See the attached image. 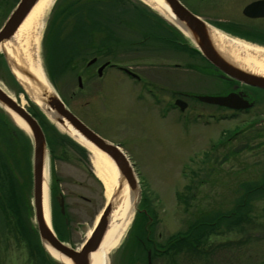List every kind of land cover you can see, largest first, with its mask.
<instances>
[{"label":"rangeland","instance_id":"1","mask_svg":"<svg viewBox=\"0 0 264 264\" xmlns=\"http://www.w3.org/2000/svg\"><path fill=\"white\" fill-rule=\"evenodd\" d=\"M68 1L53 0L41 21L36 54L42 68L45 67L43 71L49 88L87 127L125 151L137 180L136 192L128 188L134 198L131 219L108 253L107 263L146 264L143 246L135 245L136 230L142 225L140 214L146 217L147 223L142 226L147 232L141 231L143 236L138 239L140 244L145 241L144 247L153 250L152 264H258L264 261V108L234 116L224 109L196 103L205 110L204 113L216 110L213 112L216 115L211 118L202 115L193 121L186 113L171 106L176 97L174 91L187 87L197 91L195 83L199 79L190 73L173 71L170 80L167 79V88L172 90H138L139 84L109 67L97 82L92 75L95 67L87 68L85 64L95 46L100 47L101 29L93 32L89 39L91 45L86 47L91 50H87L82 58L74 56L77 48L71 51V59L64 63L66 76L52 70L51 75L44 61V39L47 33L52 34L60 28H63L61 36L65 33L63 30L67 27L62 26L58 12ZM137 2L144 4L141 0H119L120 9L114 13H119L121 21L114 18V24H111L107 22L111 19L108 18L104 23L116 32L120 30L126 39L130 36L125 28L130 25L152 28L158 25L163 38L157 36L156 40L151 38L152 42L139 41L130 47L123 46V49L109 45L113 49H107L99 60L110 59L165 85L163 75L167 69L173 68L174 63L184 66L193 61L186 55V38L162 13L144 4L150 12L177 29L182 39L165 40L170 35L168 26L158 24L152 14L142 13ZM204 7L202 13L207 17L215 12L206 4ZM222 13L217 12L224 16ZM110 42V39L104 41ZM64 51L61 48L59 57L65 58L67 53ZM78 75L83 88L77 87ZM0 86L37 118L46 119L58 134L53 133L57 144L48 143L46 155L50 224L61 241L78 248L109 199L94 175L89 153L36 106L14 73L1 62ZM1 110L12 121L11 130L22 131L28 143L27 157L20 160L19 169L14 167L15 160L8 158L21 193L14 187V192L8 188V182L2 185L8 192L0 191V264H63L38 238L32 200L30 134L18 127L3 107ZM253 117L258 121L252 128H246L245 123ZM18 144L13 139L12 145L19 152ZM178 234L185 236L186 241L192 237L191 241L195 243L182 253L176 250L175 256L168 250L170 263L165 259V243L168 237Z\"/></svg>","mask_w":264,"mask_h":264},{"label":"water","instance_id":"2","mask_svg":"<svg viewBox=\"0 0 264 264\" xmlns=\"http://www.w3.org/2000/svg\"><path fill=\"white\" fill-rule=\"evenodd\" d=\"M37 1L38 0H19L18 4L0 29V42L8 40V38L15 33L23 19ZM161 1L167 7L170 19L174 25L193 43L196 49L209 63L228 77L234 78L246 84L264 88V75H259L240 67L226 51H223V49L217 46L215 33L216 29L214 27L194 15L179 0ZM252 6H248L244 10L247 15L264 16V13L250 14L249 10ZM2 51L5 54L7 63L11 69L12 66H14L17 70H19V72L28 78H31L36 83V87L39 90L35 96H37L45 105L46 111L41 109L44 114L46 115L47 113H50L51 117L49 118L60 126L69 125L86 142L103 152L113 162L119 172L117 187L114 189L113 194L109 197L104 208L99 214L93 229L90 231L81 246L73 248L59 240L53 229L45 221L43 214V168L47 155L45 135L37 120L27 111V109L0 87V106L17 116L27 127L31 137L32 200L37 234L40 242L48 250V252L50 249L55 251L59 255L67 258L71 264H90L89 254L95 251L101 243L103 235L108 227L110 216L115 208V203L118 199L117 195L121 192L123 184H126L131 191L136 192L137 180L133 171V164L131 163L129 156L119 147V145L102 138L100 135L87 127L67 108L65 103L55 91H52L49 86L47 87L42 85L22 66L16 67V65L10 61L9 56L3 47ZM105 64L99 67V71H101ZM126 71L131 73L127 69ZM12 73H14L13 70ZM17 81L21 85L18 79ZM233 97L234 95L231 93L227 96L202 95L199 99L204 102L232 108H241L246 106V104L241 101L231 102L236 100H233ZM181 103L182 101L179 99L175 101V104L178 105L180 109H183L180 105ZM147 263L151 264L149 255ZM260 264H264V262Z\"/></svg>","mask_w":264,"mask_h":264},{"label":"flooded vegetation","instance_id":"3","mask_svg":"<svg viewBox=\"0 0 264 264\" xmlns=\"http://www.w3.org/2000/svg\"><path fill=\"white\" fill-rule=\"evenodd\" d=\"M18 1L19 0H0V29L2 28L5 21L7 20V18L9 17L15 6L17 5ZM179 1L194 15L198 16L204 22L214 27L215 29L219 30L220 32H223L232 37H237L241 40H244L245 42H249L256 46L264 47V16L247 15V13L244 12V10L248 6L253 5L249 10L250 14L264 13V0H179ZM205 4L211 7L213 11H215L210 15V17H207L204 15L205 13H202L205 12L204 11ZM218 11L225 13L224 16H220L219 14H217ZM12 36L13 35H11L8 38V40H10ZM5 41L7 40H3V42ZM3 42H0V62L3 66L9 68V70L12 73V69L7 63L6 56L2 51ZM180 45L181 46L184 45L183 42H181ZM168 46L170 47L171 44L170 45L168 44ZM96 54L97 53L91 54L89 60L86 61L85 67L89 68L92 67V65L93 67H95V73L92 75L96 77L97 82L99 79H101L104 70L109 67L116 69L120 73L128 76L134 82L139 84L138 90H157V89L172 90L171 88H167V79L170 80V78L172 77L171 73H175L173 71L192 74L194 77L199 79V82L195 83L196 85L195 88H197V91H193L194 89L188 87L186 89H182V91L177 90L174 91L176 97L172 99L173 103L177 99L182 101L180 105L183 107V109L180 111L186 113L187 114L186 116L189 117V120L197 121L199 118L203 116H205L206 118H211L216 115L215 113H213L216 112V110L213 112L204 113L205 110H203L202 107H198L197 106L198 103L224 109L226 110L225 112H229L231 115L234 116L239 113L246 114L249 111L255 110L256 108H260V107L264 108L263 87L246 84L234 78L224 75L221 71H219L205 58H203L201 54L197 52L186 54L187 56L192 57L193 61L187 62L184 66H181L178 63H174L173 68H169L166 70L167 72L166 71L164 72L163 78L165 80V85H159L155 80L151 78V76L144 75L142 74L141 71L138 72V71L130 70L131 71L130 74L126 71L125 67L121 65H117L115 62H113L110 59L99 60L100 59L99 57H102V55L105 54L100 53L98 54L99 56ZM103 64H105V66L101 69V71H99V67L102 66ZM204 84L207 85L206 88L203 87ZM77 87L83 88V84L79 75L77 76ZM231 93L234 95L233 100L236 99L231 102L241 101L245 103L246 106L241 108H232L219 104L204 102L199 99V97L202 95L227 96L228 94ZM1 108L2 106H0V191L2 190L4 192H8L7 190L8 188L6 189L4 186H2L8 182L7 187H9L11 183H13L16 191L21 193L22 189L20 188L19 183L16 182L14 176L12 175L13 167L10 164L11 162L9 161V159L11 160L14 159L15 160L14 167L16 169H19L20 160H22L23 158L26 159L27 157L28 138L20 130H16V129L11 130L12 121L7 116V114L5 113L3 114V112H1L2 111ZM175 109L179 110V106H176ZM31 115L39 123L38 118L32 113ZM222 117L224 118V116ZM257 121L258 120L255 119V117L250 118V120H248L245 123V127L252 128V126H254V123H256ZM13 139H15L19 143L18 145H19L20 154L18 152V149L17 148L14 149L12 145ZM12 156H14V158ZM59 204L61 207L62 205L61 198L59 200ZM61 213H63L62 208H61ZM142 213H144V210L142 211ZM145 220L146 217L144 215V223L146 224L147 220L146 221ZM57 238L61 239L58 236ZM149 238L150 237L148 236L147 239ZM144 243L145 241L144 242L142 241L141 245L143 246V250L145 251L146 264H148L147 263L148 255L152 260L153 250L144 247ZM186 248H187V241L185 236L178 234L173 237H168L164 248L165 259L171 263V258L167 257L168 250L169 251L171 250V252H173L175 256L176 250L179 251V253H182L183 249L186 250Z\"/></svg>","mask_w":264,"mask_h":264},{"label":"bare ground","instance_id":"4","mask_svg":"<svg viewBox=\"0 0 264 264\" xmlns=\"http://www.w3.org/2000/svg\"><path fill=\"white\" fill-rule=\"evenodd\" d=\"M53 0H38L31 8L29 13L23 19L10 40L3 42L2 47L7 52L9 59L14 65L23 67L25 70L36 78L42 85L49 86L47 77L43 71L40 59L38 58L37 44L42 28L44 11L51 6ZM146 5L162 13L170 21V14L161 0H141ZM216 44L219 48L226 51L227 54L234 59L240 67L247 69L253 73L264 75V47L256 46L249 42H245L237 37L225 35L223 32L215 30ZM12 70L21 83L29 98L33 100L40 109L46 111L45 105L35 96L38 93L36 83L27 76L23 75L17 68L12 66ZM15 124L22 130L29 132L24 123L15 115L10 113ZM48 117L50 113L46 114ZM61 128L78 144L84 147L90 156L95 177L103 186L104 194L109 198L111 193L117 187L119 180V172L113 162L99 149L95 148L79 136L69 125H62ZM47 156L43 168V214L45 221L50 224V210L48 203V173ZM118 199L115 208L110 216L108 227L103 235L99 247L89 254L90 264H108L107 256L110 250L117 244L123 235L127 225L131 219L133 211L134 198L126 184H123L121 192L117 195ZM52 228V227H51ZM90 233V232H89ZM89 235V234H88ZM50 254L63 264H71V262L56 253L49 250Z\"/></svg>","mask_w":264,"mask_h":264},{"label":"trees","instance_id":"5","mask_svg":"<svg viewBox=\"0 0 264 264\" xmlns=\"http://www.w3.org/2000/svg\"><path fill=\"white\" fill-rule=\"evenodd\" d=\"M65 1H67V0H65ZM118 2H119V0H75V2L72 0H69L62 7V9L60 10V12H58V14H59V16H61L60 20L61 21L63 20L62 26H64V28L67 27L65 30H63V31H65V33L61 36V33H62L61 30L63 28H60V30L53 32L52 34L47 33L45 36V39H44L45 52H46V53H44V61L46 60L47 66L46 65L45 66L51 75H52V71H55V73L61 74L63 77L66 76L65 75L66 72L64 69V63L67 64L69 62V60L71 59V55H72L71 51L74 49V47L77 48L78 50L76 51L74 56L76 55L77 58L78 57L82 58L85 53L87 54L88 49H86V47L91 45V41L89 39L92 38L93 32H96L99 29H101V32H103V35L100 38L102 45L100 44V47H98V48L95 46L93 54H95V53L100 54L102 52L104 53L107 49H110V48L113 49V46H109V45H114L115 47L120 46L121 49H123L122 48L123 46L130 47L131 45H133L134 43H137L139 41H141L140 43L152 42L151 38H152V40H153V38L156 40V37L160 36V34H159L160 27L158 25L155 26V28L139 27V26L134 27V26L130 25L129 27L125 28V32L130 36V39L123 38L120 30L118 32H116V30L113 27L106 25L107 23L105 22L106 23L105 24L104 21H106V19H108V18H111V19L107 20V22L111 23V24H114L113 23L114 18H116V20L118 19V22L121 21V18L118 17L119 13L118 12L114 13L116 11H119V9H120V7L118 6ZM78 3H81V4L79 6H76V4H78ZM137 3L139 5H141L140 9H141V11H143L142 13H145V14L150 13L156 19L158 24L165 23L168 26L167 29L170 30V35H168L167 38H164L165 40L167 39V41L171 40L173 42V40H175L177 38L181 39V35L177 31V29L172 28L170 25H168L166 22H164L163 19H161V17H159L158 15L153 13V11L150 12L146 5L141 4L140 2H137ZM85 9H88L87 12H85ZM118 22L116 21V23H118ZM107 26H108V29H106ZM114 26H117V24ZM98 32H100V31H98ZM48 36H51V37L48 38ZM161 38H163V37H161ZM106 39H110L111 42L110 43H104V41ZM112 43H114V44H112ZM186 46L188 48V53L189 52L190 53L195 52V50L188 47L187 44H186ZM61 48H63L65 50L64 53H67L65 58L59 57V56H61L59 54ZM98 49H101V50H98ZM89 50H91V49H89ZM107 52H109V51H107ZM104 54H106V53H104ZM66 58H67V61H65ZM73 68H74V66L71 69H73ZM38 116H40V115H38ZM40 118L41 117H39L38 120H39L41 127L43 128L44 133H45L47 144L48 143H56L54 141L55 139L53 137V133H55L56 135H58V134L55 131L54 126L52 124H50L45 118H44L45 120H43V121ZM52 127L54 128V130L51 129ZM46 134L50 138L47 139ZM55 138L58 139L59 136L55 137ZM13 187H14V185H13V183H11L8 188H10L14 192ZM138 216H139V218L141 217L139 220H141V223L143 225L144 224V215L140 214ZM142 225L140 224L138 226V230H136L138 235H136V237H135V245L138 248H141V244H140L139 239H138V236L142 235V234H140V232L141 231L147 232V229L143 228ZM191 238L192 237H189V239H188L189 241H187V247L189 246V248H190V246H194V243H195V242L191 241Z\"/></svg>","mask_w":264,"mask_h":264}]
</instances>
